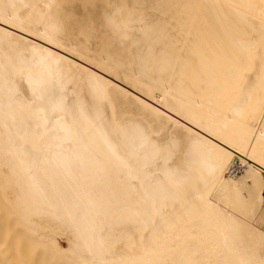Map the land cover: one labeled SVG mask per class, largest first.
Segmentation results:
<instances>
[{
	"label": "bare ground",
	"instance_id": "1",
	"mask_svg": "<svg viewBox=\"0 0 264 264\" xmlns=\"http://www.w3.org/2000/svg\"><path fill=\"white\" fill-rule=\"evenodd\" d=\"M0 25V264H264V0H0Z\"/></svg>",
	"mask_w": 264,
	"mask_h": 264
},
{
	"label": "rangeland",
	"instance_id": "2",
	"mask_svg": "<svg viewBox=\"0 0 264 264\" xmlns=\"http://www.w3.org/2000/svg\"><path fill=\"white\" fill-rule=\"evenodd\" d=\"M258 218H259V222H260V231L262 233V245L260 247L259 250H261L262 252V257L264 259V196H262L260 198V200L258 201ZM257 263H259V261L257 260Z\"/></svg>",
	"mask_w": 264,
	"mask_h": 264
},
{
	"label": "snow or ice",
	"instance_id": "3",
	"mask_svg": "<svg viewBox=\"0 0 264 264\" xmlns=\"http://www.w3.org/2000/svg\"><path fill=\"white\" fill-rule=\"evenodd\" d=\"M0 27H3V25H0Z\"/></svg>",
	"mask_w": 264,
	"mask_h": 264
}]
</instances>
